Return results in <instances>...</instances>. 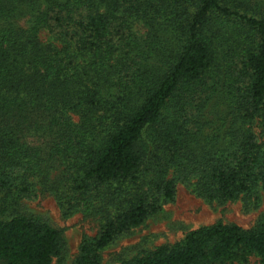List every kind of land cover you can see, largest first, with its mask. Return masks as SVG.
<instances>
[{"label": "trees", "instance_id": "1", "mask_svg": "<svg viewBox=\"0 0 264 264\" xmlns=\"http://www.w3.org/2000/svg\"><path fill=\"white\" fill-rule=\"evenodd\" d=\"M140 24L143 32L136 30ZM48 32L44 40L41 32ZM261 126L260 142L253 131ZM64 215L98 216L73 264L196 179L218 202L264 187V0H0V215L49 179ZM61 232L12 212L0 264H53ZM264 264V214L121 264Z\"/></svg>", "mask_w": 264, "mask_h": 264}, {"label": "rangeland", "instance_id": "2", "mask_svg": "<svg viewBox=\"0 0 264 264\" xmlns=\"http://www.w3.org/2000/svg\"><path fill=\"white\" fill-rule=\"evenodd\" d=\"M136 30L143 32L140 24L136 26ZM41 36L44 40H49L50 35L43 30ZM261 130L260 124L254 122L253 131L260 142L263 140ZM60 169L57 165L53 167L46 181L30 177L31 194L16 198L15 205L0 215V220L9 219L16 209V213L33 215L48 222L61 232L64 242L63 253L54 259L53 264H73L83 239L98 233L100 220L98 216L83 211L64 215L55 194L50 191L53 181L60 175ZM195 183L196 179H191L188 183H177L175 199L163 203L157 214L107 246L102 251V264H121L159 246L173 245L183 240L188 232L217 222L236 223L248 229L264 214L263 186L251 197L241 196L236 200L218 202L200 196L195 190ZM227 264H259V258L252 255L246 263Z\"/></svg>", "mask_w": 264, "mask_h": 264}]
</instances>
